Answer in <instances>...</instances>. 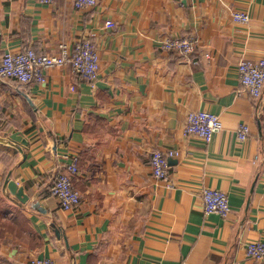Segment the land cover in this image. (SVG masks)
Returning <instances> with one entry per match:
<instances>
[{"label":"crops","instance_id":"obj_1","mask_svg":"<svg viewBox=\"0 0 264 264\" xmlns=\"http://www.w3.org/2000/svg\"><path fill=\"white\" fill-rule=\"evenodd\" d=\"M235 9L250 20H234ZM178 35L198 38L194 54L162 48ZM85 39L100 55L94 83L71 65L46 69L45 83L0 80V264H264L246 252L264 241V91L253 97L238 71L242 59L264 58V0H98L81 9L74 0H0V59ZM192 110L221 117L210 142L184 133ZM16 131L27 145L10 138ZM157 149L179 151L167 178L154 176ZM75 156L81 201L65 209L48 188ZM205 187L228 194V216L205 213Z\"/></svg>","mask_w":264,"mask_h":264},{"label":"built area","instance_id":"obj_2","mask_svg":"<svg viewBox=\"0 0 264 264\" xmlns=\"http://www.w3.org/2000/svg\"><path fill=\"white\" fill-rule=\"evenodd\" d=\"M41 3H53L55 0H38ZM98 0H74L75 7L81 9L97 4ZM236 21L248 22L250 14L244 10H233ZM107 25L113 27L115 23L108 21ZM198 38L193 35L171 36L161 44L166 51H178L183 56L195 53ZM209 54H207L208 56ZM71 65L80 78L94 83L100 72V55L90 39L78 41L73 49L62 43L56 54L38 52L34 48H27L20 52L5 51L0 59V80L14 78L22 83L32 81L45 83L47 75L45 70L54 66ZM241 83L253 97H260L264 91V58L242 59L238 67ZM4 107L0 99V114ZM223 121L218 114L208 110H192L188 114L184 133L197 135L206 142H210L214 134L223 129ZM250 134L247 123L240 124L238 137L246 140ZM179 151L169 149L166 152L157 149L152 152L151 165L154 176L167 178L169 176L168 159L178 156ZM78 172V158L73 157L64 172L56 176L50 185V193L56 196L65 209H74L80 204L81 195L75 188L72 176ZM204 211L206 214L216 212L223 217L231 211L228 194L217 188L205 187L202 191ZM247 255L264 262V241L251 240L246 245ZM31 264H55L52 258H34Z\"/></svg>","mask_w":264,"mask_h":264},{"label":"water","instance_id":"obj_3","mask_svg":"<svg viewBox=\"0 0 264 264\" xmlns=\"http://www.w3.org/2000/svg\"><path fill=\"white\" fill-rule=\"evenodd\" d=\"M19 135H21V132L16 131L13 134H11L10 138H12L13 140H18L23 144H28L29 142L27 140H23L21 138H19ZM7 184L8 187L10 189V191L16 196L18 197L21 201H25L27 198V195L24 196V188L23 187H19L17 182H15L14 180H10V178L7 179Z\"/></svg>","mask_w":264,"mask_h":264},{"label":"trees","instance_id":"obj_4","mask_svg":"<svg viewBox=\"0 0 264 264\" xmlns=\"http://www.w3.org/2000/svg\"><path fill=\"white\" fill-rule=\"evenodd\" d=\"M51 185V184H50ZM49 188H50V186H49ZM48 188V191H49V193H50V189Z\"/></svg>","mask_w":264,"mask_h":264}]
</instances>
